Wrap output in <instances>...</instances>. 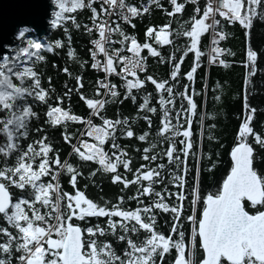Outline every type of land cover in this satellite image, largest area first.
Returning a JSON list of instances; mask_svg holds the SVG:
<instances>
[{
    "label": "snow or ice",
    "instance_id": "1",
    "mask_svg": "<svg viewBox=\"0 0 264 264\" xmlns=\"http://www.w3.org/2000/svg\"><path fill=\"white\" fill-rule=\"evenodd\" d=\"M52 3L51 26L71 20L76 28L83 27L89 34L95 32V38L90 41L92 47L88 49L89 66L103 75L96 80L92 97L83 93L82 77H74L79 98L89 109L86 116H81L62 106L61 101L70 95L72 89L56 95L55 103L49 102L53 91L51 77H48L49 86L45 88L35 69V62L44 60L37 51L44 45L35 39H25L31 34L30 28L16 30L19 42L12 49L15 54L8 53L0 59V264H162L166 254L172 257L170 264H264V175L258 174L253 167L252 146L255 143L264 148V129L257 131L253 127L256 110L249 106L245 96L243 119L230 149L231 166L216 190L207 194L199 192L197 168L190 189L189 211L183 203V189L184 176L189 170L187 156L193 147L190 126L197 105L193 100L194 90L193 95L187 91H173L181 63L188 53L192 54L191 65L183 76L189 82L194 80L201 57L205 55L199 47L205 33H210V47L206 49L208 63L226 65L220 54L228 50L217 46L228 35L223 25L239 24L247 42L253 21L257 18L264 21V0H203L202 3L199 0H167L168 8L161 0H146L139 6L127 0H98L95 4L94 0H52ZM149 3L169 18L182 14L186 3L192 5L188 20L180 21L186 26L176 32L186 38L185 46L177 49L178 57H169L172 83L146 74L147 58L142 52L147 50L152 57H159L160 53L153 45H170V37L176 30L169 23L150 24L144 29L145 39L138 41L134 33L126 32L119 23L134 28L133 19L149 13ZM84 9L90 12V24L81 26L68 14ZM113 34L118 37L115 41ZM113 44L119 47H113ZM62 46V41L56 39L47 45V50ZM7 47L6 43L0 44V52ZM67 56L74 57L71 48ZM257 56V51L247 46L245 64L252 73L256 70ZM85 63L88 62H79L80 67L83 68ZM61 71L72 76L66 67ZM139 73H145L143 78ZM111 76L120 79L122 92L118 91L117 84L112 83ZM146 83L153 85L154 92L160 96L162 115L158 133L181 137L179 152L184 159L176 154L170 138L162 153L177 166L175 172L169 167L167 183L178 187L179 191L162 190L169 198L174 197L172 204L165 202L162 192L152 187L161 183L160 169L165 167L164 164L155 168L141 164L132 179L117 171L122 167L126 172H132L127 152L116 143L117 135L147 141L149 133L145 131L137 135L130 123L136 117L109 118L105 106L123 99L136 101L133 90L143 91ZM183 87L186 90L189 85ZM162 92L168 94L167 98L160 95ZM176 96L187 101L186 108H175ZM150 98V93L141 98L137 112L157 111L150 105ZM37 103L46 106L47 124L66 128L69 122L83 123L84 128L76 143H72L71 132L61 133L64 142L70 145L69 156L75 157L80 166L89 162L98 165L99 170L110 174L113 184L123 186L121 191L130 184L139 185L136 194L127 197L135 199L137 207H122L123 195L115 198V204L89 198L84 189L78 187V178L83 173L76 164L69 162V156L61 160L59 149H54L43 135L30 139L31 132H42L40 128L30 127L32 120L39 118L35 110ZM181 111L186 127L180 124ZM173 112L176 113L175 124L171 121ZM142 118L151 124L148 115ZM155 147L149 144V148L154 150ZM149 148L143 149L145 155L142 159L154 161L157 158L154 151L151 156L147 155ZM95 171L93 169L89 176H94ZM63 175L67 176L70 191L61 185ZM148 195L154 196V201L142 204L139 197ZM154 210L171 213L167 234L157 230ZM93 218L100 223H91ZM185 222L190 230L185 229ZM107 234L113 241L123 243L119 254L112 241L99 239ZM197 247L200 256L194 261Z\"/></svg>",
    "mask_w": 264,
    "mask_h": 264
},
{
    "label": "trees",
    "instance_id": "2",
    "mask_svg": "<svg viewBox=\"0 0 264 264\" xmlns=\"http://www.w3.org/2000/svg\"><path fill=\"white\" fill-rule=\"evenodd\" d=\"M191 8L192 5L186 3V7L182 14H174L173 17L169 18L160 9L152 7L149 13L133 19L132 23L135 25L134 28L118 21L126 32L134 33L138 41H143L145 39L144 29L150 24L160 25L169 23L170 27L176 30L170 37L172 39L170 45H153L158 49L160 53L159 57H152L147 53V50H143L142 55L147 58L145 61L147 64V69L145 70L146 74L152 75L156 79L167 80L169 83H172L169 77V72L172 68L169 57L171 55L178 57L180 53L177 49H182L185 46L186 38L176 35V32L186 26L181 25L180 21L188 20ZM68 15L73 16L75 23L81 26L90 24L88 20L90 12L88 9L78 10ZM223 28L224 31L228 33L223 42L224 49L228 50L223 54L226 65L212 64L207 67L206 49L208 33H205L201 37L199 45L201 51L205 52V55L201 57L202 62L194 73V80L189 82L186 77L183 76V73L186 72L191 65L192 54L188 53L181 63L180 75L177 78V82L173 84L174 92L187 91L189 95H193L194 90L195 94L193 95V100L197 105L190 126L192 133L190 139L193 147L189 149V155L187 156L189 170L184 176L185 183L183 189L185 192V200L183 203L185 208L189 211L190 189L193 185V178L196 176L197 168L199 169V192L201 194H207L208 192L216 190L231 166L229 152L235 142L238 125L243 119L244 110L242 106L245 96L247 97L249 106L256 110L252 121L254 129L257 131L264 129V21L259 18L253 21L247 42L243 34V29L239 24H224ZM94 35V32L91 34L86 33L83 27L76 28L73 22L68 20L61 21L56 27L52 26L50 33L45 39L40 40L32 30L30 36L25 38L35 39L41 45H44V47L37 50L38 54L44 57V60L36 61L35 69L40 73L41 85L43 87L47 88L49 86L48 77H51L50 84L53 91L49 102L55 103L54 97L56 95H63L68 89H72L70 95L64 97L61 103L62 106L69 108L72 112L81 116H86L89 109H87V106L79 98L78 92L74 87V77L76 75L82 77V91L85 95L92 97L94 95L93 86L100 77V74L89 66L91 57L88 53V49L90 48V40ZM56 39H60L63 46L53 51H48L47 45L51 44ZM117 39V35L114 34L113 40L115 41ZM18 42L19 38L17 37L15 44ZM14 45L9 52L13 55L15 54L12 52ZM249 45L258 53L255 62L256 70L254 73L250 72L249 67L245 64L246 49ZM112 46L119 47L118 44H113ZM69 48L74 52L73 58L67 56ZM161 60H163V62H161ZM78 61H87L88 63H85L84 67L81 68ZM65 67L72 73L71 77L61 71V69ZM246 74L248 77L247 84H245ZM139 75L143 78L145 73H139ZM110 79L112 83L117 84L118 91L122 92L123 89L120 87L122 82L120 79L114 76H111ZM185 84L189 85L186 90L183 87ZM153 88V85L146 83L143 91L137 92L133 90L137 97L136 101L123 99L117 102H109L105 106V114L109 118H116L117 116L121 118L124 116L136 117V119L130 121V123L137 135L145 131L149 133L147 141H139L134 138L130 139L117 135L116 143L124 147L127 152L126 158H130V168L132 172H126L122 167H118L117 171L126 178L132 179V174L141 164H145L152 168H155L159 164H164L165 167L160 169L162 177L161 183L153 184L152 187L156 191L162 192L165 202L172 204L174 197L169 198L162 190L167 188V190L171 192L179 191L178 187H174L172 184L167 183L169 179V167L175 172L177 166L175 163H170L168 158L162 153L166 149L170 138L175 144L176 154L180 155L181 159H184L183 154L179 152L181 148V137H167V134L161 136L158 133L162 113L159 106L160 96L154 92ZM148 93L151 94L149 103L156 107L157 111L155 113L137 112L141 98ZM160 95H163L165 98L168 96L166 92H162ZM173 105L177 109L186 108L187 101L176 96ZM35 110L39 113V118L33 119L30 127L40 128L42 132H31L30 139L39 138L41 135L45 136L46 141L50 143L54 149H59L58 155L61 160H63L66 156H69L71 149L70 145L64 142L61 133L71 132L73 134L72 143H76L80 138V131L84 128L83 123L69 122L66 128L59 125L52 126L45 123L46 117L44 116V112L46 111V106L37 103L35 105ZM144 115L150 117V125L143 120L142 117ZM179 119L181 126L186 127L187 125L184 124L185 116L183 111H181ZM171 121L173 124L176 123L175 112L171 114ZM94 122L98 121L94 120ZM22 143H24V141H22ZM149 144L155 145V149L149 148ZM252 146L254 148L253 155L255 157L253 160V167L257 170L258 174L264 175V148H261L255 143H253ZM144 148H149V152L147 153L149 156H151L154 151L157 157L156 160L145 161L142 159V156L145 155L143 152ZM194 152L196 153L195 156L193 155ZM69 162L76 164L78 170L83 173V175L78 178V187L84 189L86 196L89 198L100 202L108 200L115 204V198L119 195H123L125 199L122 202V207H137V201L135 199L129 200L127 197L134 196L139 185L134 186L130 184L128 188L121 191L123 186L120 184H113L110 179V174L99 170L98 165L89 162L80 166V162L72 156H69ZM93 169H96L95 175L89 176V173ZM60 182L65 190H71L70 186L67 184L66 175L60 177ZM84 185H87V187L84 188ZM139 199L142 201V204L148 205L154 201L155 197L148 195L140 196ZM154 212H156L157 230L167 234L168 225L171 223V213H164L160 210H154ZM91 223H100V221L93 218ZM184 227L190 230V226L187 222H185ZM99 239H108L112 241L117 254H119L124 247L122 242L113 241L110 234ZM199 256L200 252L197 247L193 255L194 261L197 260ZM171 258L169 254H166L162 264H170Z\"/></svg>",
    "mask_w": 264,
    "mask_h": 264
},
{
    "label": "water",
    "instance_id": "3",
    "mask_svg": "<svg viewBox=\"0 0 264 264\" xmlns=\"http://www.w3.org/2000/svg\"><path fill=\"white\" fill-rule=\"evenodd\" d=\"M52 10V0H0V44H8L0 59L16 43L20 27H28L40 40L45 39L52 29Z\"/></svg>",
    "mask_w": 264,
    "mask_h": 264
},
{
    "label": "built area",
    "instance_id": "4",
    "mask_svg": "<svg viewBox=\"0 0 264 264\" xmlns=\"http://www.w3.org/2000/svg\"><path fill=\"white\" fill-rule=\"evenodd\" d=\"M127 2H129V3H133V4H136V5H143V4H145V2H146V0H127ZM199 2L201 3V2H203V0H199ZM95 3H98V0H94V4ZM161 3H163L164 5H165V8H168V4H167V0H161ZM148 7L151 9L152 7H155V6H153V5H151L150 3L148 4ZM112 19L113 20H115V17H112ZM95 33V32H94ZM114 35V34H113ZM93 38H95V35H94V37ZM92 38V39H93ZM112 39H113V36H112ZM225 40V39H224ZM224 40H221V41H219V43H218V47H220V48H222V49H224V47H223V42H224ZM91 41V40H90ZM209 41H210V33H208V43H207V49L210 47V44H209ZM92 47V45H91V43H90V48ZM125 54H128V53H125ZM223 54H224V52H222L221 54H220V59H223ZM128 55H130V54H128ZM98 58H99V56H98ZM206 64H207V67L209 66V65H212V64H217V65H220L219 63H208V61H207V52H206ZM146 69H147V64H146ZM145 69V70H146ZM99 74H100V77L103 75V73L102 72H98Z\"/></svg>",
    "mask_w": 264,
    "mask_h": 264
}]
</instances>
